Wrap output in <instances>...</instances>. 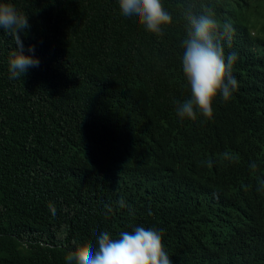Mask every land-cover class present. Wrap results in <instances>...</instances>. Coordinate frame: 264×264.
I'll list each match as a JSON object with an SVG mask.
<instances>
[{
	"label": "trees",
	"instance_id": "1",
	"mask_svg": "<svg viewBox=\"0 0 264 264\" xmlns=\"http://www.w3.org/2000/svg\"><path fill=\"white\" fill-rule=\"evenodd\" d=\"M7 2L39 64L9 79L0 28V264H66L137 227L171 264H264V0H161L159 34L118 0ZM209 10L238 85L211 119H181L186 14Z\"/></svg>",
	"mask_w": 264,
	"mask_h": 264
},
{
	"label": "clouds",
	"instance_id": "2",
	"mask_svg": "<svg viewBox=\"0 0 264 264\" xmlns=\"http://www.w3.org/2000/svg\"><path fill=\"white\" fill-rule=\"evenodd\" d=\"M124 16L132 17L146 30L159 34L162 25L171 24V15L164 10L161 0H118ZM188 20L187 36L184 40L185 52L182 57V71L190 86L191 98L176 108L181 118L196 119L197 112L206 119L213 117V102L218 95L228 101L238 82L231 75L236 57L230 54L225 63L223 44L217 20L209 10L199 16L191 12ZM30 27L27 14L18 12L7 0H0V28L9 34L17 48L9 58V79H19L29 67L38 66L39 61L22 53L21 34L26 35ZM233 31L231 23L223 24L222 33L229 38ZM32 51L33 49H29ZM55 215V208L49 205ZM111 211V209H109ZM66 264H171L164 250L162 237L156 230L137 227L132 232L120 233L119 239H112L102 232L91 244L78 246L65 256Z\"/></svg>",
	"mask_w": 264,
	"mask_h": 264
},
{
	"label": "rangeland",
	"instance_id": "3",
	"mask_svg": "<svg viewBox=\"0 0 264 264\" xmlns=\"http://www.w3.org/2000/svg\"><path fill=\"white\" fill-rule=\"evenodd\" d=\"M253 34H254V30H253Z\"/></svg>",
	"mask_w": 264,
	"mask_h": 264
}]
</instances>
